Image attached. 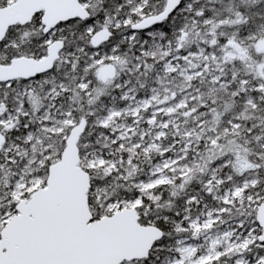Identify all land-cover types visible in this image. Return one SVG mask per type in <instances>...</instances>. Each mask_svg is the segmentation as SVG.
I'll return each instance as SVG.
<instances>
[{"label": "snow or ice", "instance_id": "obj_1", "mask_svg": "<svg viewBox=\"0 0 264 264\" xmlns=\"http://www.w3.org/2000/svg\"><path fill=\"white\" fill-rule=\"evenodd\" d=\"M0 264H264V0H0Z\"/></svg>", "mask_w": 264, "mask_h": 264}]
</instances>
